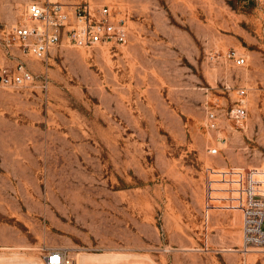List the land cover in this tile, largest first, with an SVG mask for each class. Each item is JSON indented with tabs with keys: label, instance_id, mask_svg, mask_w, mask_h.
Here are the masks:
<instances>
[{
	"label": "rangeland",
	"instance_id": "374dc122",
	"mask_svg": "<svg viewBox=\"0 0 264 264\" xmlns=\"http://www.w3.org/2000/svg\"><path fill=\"white\" fill-rule=\"evenodd\" d=\"M86 1L127 23L126 44L64 41L43 62L1 55L35 81L0 86V261L45 264L63 248L76 264H264L263 247L243 244L247 173L264 167V9ZM33 2L0 0V34ZM241 90L243 125L229 116Z\"/></svg>",
	"mask_w": 264,
	"mask_h": 264
},
{
	"label": "built area",
	"instance_id": "2783aa9c",
	"mask_svg": "<svg viewBox=\"0 0 264 264\" xmlns=\"http://www.w3.org/2000/svg\"><path fill=\"white\" fill-rule=\"evenodd\" d=\"M264 9V0H250ZM128 25L124 20H116L113 8L108 5L96 6L86 0L68 6L60 0H42L31 3L24 19L12 29L0 34L2 55L11 56L17 49L22 57L45 61L54 48L64 41L84 50L95 48L116 49L128 39ZM238 67H244L247 58L235 52L228 55ZM34 75L24 61L5 65L0 58V86L22 88L33 84ZM245 90L239 91L242 98L231 110L230 118L243 125L248 111L243 97ZM220 114L210 110L206 125L211 131L219 129ZM220 140V139H219ZM219 149H211L216 156ZM243 244L245 247L264 248V167L247 173L243 205ZM45 264H76L68 249L49 250L44 257Z\"/></svg>",
	"mask_w": 264,
	"mask_h": 264
},
{
	"label": "bare ground",
	"instance_id": "6f19581e",
	"mask_svg": "<svg viewBox=\"0 0 264 264\" xmlns=\"http://www.w3.org/2000/svg\"><path fill=\"white\" fill-rule=\"evenodd\" d=\"M18 262L19 261H17V263ZM78 262L80 264H107V262L104 261V260H102V259H100V260L92 259V258L86 257L84 254H82V255L79 254V256H78ZM7 263H10V262H7ZM0 264H6V263L0 261ZM10 264H12V261H11Z\"/></svg>",
	"mask_w": 264,
	"mask_h": 264
},
{
	"label": "crops",
	"instance_id": "0c3cea01",
	"mask_svg": "<svg viewBox=\"0 0 264 264\" xmlns=\"http://www.w3.org/2000/svg\"><path fill=\"white\" fill-rule=\"evenodd\" d=\"M62 3H64L62 0H60ZM64 4H66V3H64ZM1 55H2V52H1V50H0V58H1Z\"/></svg>",
	"mask_w": 264,
	"mask_h": 264
}]
</instances>
